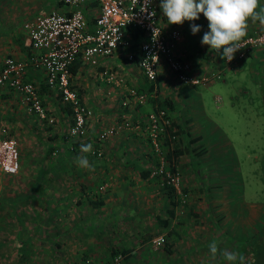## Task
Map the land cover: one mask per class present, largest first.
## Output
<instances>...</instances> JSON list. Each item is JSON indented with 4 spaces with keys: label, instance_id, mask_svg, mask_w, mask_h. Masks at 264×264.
Instances as JSON below:
<instances>
[{
    "label": "rangeland",
    "instance_id": "obj_1",
    "mask_svg": "<svg viewBox=\"0 0 264 264\" xmlns=\"http://www.w3.org/2000/svg\"><path fill=\"white\" fill-rule=\"evenodd\" d=\"M35 1L21 0L18 4L30 5ZM12 2L17 3V0ZM42 2L37 0L36 6ZM54 3L53 7L56 0ZM189 31L190 28L185 32L186 40L193 39ZM203 35L201 32L197 37L202 38ZM196 51L200 54L201 50ZM212 53L209 61L217 62L219 52L212 50ZM88 68L85 67L83 73L99 71L95 65H89ZM115 71L123 77L121 70ZM193 89L196 95L191 103L199 110L200 128L190 130V134L192 137L199 134L201 143L195 142L194 145L191 142L189 148L184 149L189 136L178 133V146L182 152L170 155L169 161L176 163L185 195L180 197L173 189L169 195L162 191L163 205L157 212L165 220L164 225L151 214L140 219L131 216V210L123 208L127 222L120 218L121 211H116V215L113 212L110 222H107L110 226L107 235L113 234L110 240L100 241L96 238L97 241L88 242L94 246L92 250L97 252L96 256L92 252L82 251L81 246L74 251L76 246L72 247L71 244L76 245L78 240L69 242V246L66 245L68 249L65 246L62 248L60 241L49 240L46 254L42 252L48 256L47 260L44 261L41 256L32 258L29 264H86L88 257L104 260L109 257L111 250L123 246L130 248L132 253L121 264H207L210 258L208 245L212 241H216L220 249L236 252L235 245L242 237L256 230L263 212L264 64H253L252 72L248 59L234 70L222 67L217 78L207 85H196ZM5 109V105L0 106V135L13 137L19 153V167L15 173L0 170V264H12L23 253H14V244L6 238L5 241L2 239L4 234L13 233L14 229L28 228L15 225L14 218L19 222L21 216H28L29 207L24 205L27 198L23 195L34 175L40 169L43 176L47 170L46 177H42L43 183L47 181L48 184L60 185L63 176L59 166L56 165L58 170L53 173H48V169L54 167L48 166L56 163L61 155L72 154L75 150L68 151L59 141L58 153L48 155L50 146L54 144L46 137L47 129L44 126L28 129L26 121L25 125L19 127ZM162 148L166 151V147ZM87 155L92 161L97 159L91 154ZM153 159L151 155L148 164L143 162L142 166L147 169L154 163ZM94 179H97L96 174L91 178ZM159 193L153 195L158 205L161 203V199H157ZM90 195L96 196V193L90 191ZM44 197L40 195V199L44 200ZM49 198L48 194V219L52 220L48 223V229H54L65 216L55 210V204ZM32 212L34 214V210ZM129 214L131 217H128ZM70 220L73 222L72 227L76 226V214ZM102 236L106 237V234H100ZM157 236H162L163 241H154ZM211 264L228 262L218 254Z\"/></svg>",
    "mask_w": 264,
    "mask_h": 264
},
{
    "label": "crops",
    "instance_id": "obj_2",
    "mask_svg": "<svg viewBox=\"0 0 264 264\" xmlns=\"http://www.w3.org/2000/svg\"><path fill=\"white\" fill-rule=\"evenodd\" d=\"M12 1L0 0V63L7 55L23 58L28 54V29L23 26L25 20L49 10L55 4L54 0H41L43 2L40 6H36L37 0L30 5H19L18 1L21 0H17V3ZM259 4L264 7V0H259ZM159 5L160 0L158 1ZM55 6H58L57 2ZM80 8L88 24H91L97 11L95 3L84 2L80 5ZM159 19L165 28L174 26L180 30V37L176 43L178 55L191 60L193 65L200 71L215 64H220L221 50L217 62L209 61L213 55L212 50L210 46L201 43L202 38L197 37V34L201 32L204 34L209 30L208 21L203 14H200L197 20H186L180 25L168 24L167 18L161 12L159 13ZM193 24L199 25L200 31L195 35L193 34V39L186 40L185 32L188 28L191 31V25ZM254 30L264 31V25H261L259 21L253 23L249 20L247 34L252 33ZM138 39L134 36L133 42H137ZM198 49L201 50L200 54L196 51ZM247 59L252 72L253 64L257 62L264 64V49L258 48L252 51L232 70L246 63ZM88 66L84 63V65L77 68L71 77V82L75 86L77 85L76 87L80 90L83 103L91 110V114L85 122V133L79 137H67L66 141H68V138L78 139L76 140L78 142L75 152L61 155L59 163H50L48 166L54 167L53 169L49 168L48 173L57 171L56 165L59 166L61 176H63V182L60 185L37 186L34 190L31 187L32 192L37 193L34 197H31L29 187L27 188L28 190L25 193L27 195L30 193V196L24 201V205L29 207L28 216H21L19 222L14 218V224H18L19 227L28 226V228L14 229L13 233L4 234L2 239L5 241L6 238L7 241L14 244V253H23L19 258H15L12 264H29L32 258L41 256L46 261L48 256H45V251L49 248V240L62 242V248L63 246L66 247L69 242L78 240L76 245L71 244L72 247L76 246L73 249L74 251L81 246L82 251L92 252L96 256L97 252L92 250L94 246H91L88 242H94L97 239L100 241L110 240L113 234L107 235V231L110 229L107 222H110L113 212L116 215V211H121L120 218H124V222H127L123 208L131 210L132 215L129 214L128 217L136 216L141 219V217H148L151 214L161 223L162 219L157 210L163 205L162 191H165V189L161 187L157 178L151 177L149 174L145 175L146 168L143 167L144 165L142 166L143 162L147 163L149 159L151 160L150 152L147 149L149 143L145 137V115L154 107L159 106V98L164 97L169 102L165 108L172 125L180 126V128L189 132V138L192 137L190 130L200 128L199 110H196L191 103L196 95L195 89H193L196 85L179 83L165 66L162 65L159 68L157 84L151 91H148L147 100L143 103H135L133 100L127 99V87L135 86L140 89H147L148 83L137 66L136 60L126 58L124 48H118L110 55L100 56L98 63L95 65L99 70L97 73H83L84 68H88ZM108 69L121 70L123 83L115 85L107 82L99 72ZM79 73L82 74L79 75ZM24 77L35 84L47 116L52 118V121L48 122L46 119L38 118L34 113L29 112L22 103L19 94L8 87L0 88V106L5 105V110L12 115L15 125L21 127L25 125L26 121L28 129H32L33 126H44L47 129L46 137L48 139L53 143L61 141V134L63 132L67 133L69 126L70 112L68 107L60 99L56 88L45 83L43 71L28 68ZM216 97L219 98V96ZM123 99H127L125 106L121 104ZM122 116L132 120L130 127L122 128L102 141L97 139V134L101 129L121 119ZM196 135L199 136V134L193 136ZM199 141L200 138L192 143ZM89 143L92 146H99L103 151L102 155L95 156L97 159L93 161L89 159L88 153H82L80 150L82 144ZM105 152L107 156L104 157ZM81 155L87 156L94 171L80 168L76 164V158ZM45 173H47V170ZM94 174H96L97 179L93 181L91 178ZM103 179H105L104 183L107 186L97 198L99 205L92 206L89 204V199H93L90 191ZM157 193L160 194L157 199H161L159 205L155 201L156 197H153ZM40 194H46L44 200L40 199ZM48 194L50 196L49 200H52L55 204V210L65 216L54 229L50 227L48 229V225H50L48 223L52 221L48 219ZM32 210H34V214ZM63 212H66V214H63ZM75 214L76 220L74 223H76V226L72 227L73 222L70 217ZM71 222L72 224H70ZM100 234H106V237L102 236L101 238ZM101 248L103 247L101 246ZM42 252L45 254H42Z\"/></svg>",
    "mask_w": 264,
    "mask_h": 264
},
{
    "label": "built area",
    "instance_id": "obj_3",
    "mask_svg": "<svg viewBox=\"0 0 264 264\" xmlns=\"http://www.w3.org/2000/svg\"><path fill=\"white\" fill-rule=\"evenodd\" d=\"M159 0H56L54 6L43 13L25 21L23 26L28 29L29 52L23 58L11 55L5 56L0 63V88L8 87L15 90L26 109L38 118L48 122L47 116L35 84L25 79L28 68L40 69L44 73L45 83L56 88L61 100L70 109L71 122L67 134L79 137L85 133V122L91 110L80 100L69 78L68 65L74 57L88 65H96L100 56L110 55L118 48L125 49V56L132 60L138 55L136 64L143 76L154 82L159 68L163 65L172 73L175 80L184 85H206L217 78L222 67L233 69L248 55L249 52L264 48V31L254 30L246 34L242 40L243 47L229 62L222 58L220 64L208 69L199 70L192 62L181 57L176 52V43L180 37L177 27L163 26L159 19ZM84 2H94L97 11L91 24L86 21L80 5ZM60 4V5H59ZM62 6V7H59ZM133 33V34H132ZM134 36L139 38L134 41ZM107 82L115 85L123 83V77L113 70H101ZM149 92L135 86L126 89L127 99L135 103H143ZM127 99L121 101L122 106ZM132 120L122 116L121 119L101 129L98 140H104L122 128H128ZM171 122L167 110L156 106L146 113L145 136L156 161L149 168V176L157 178L159 183L167 184L179 194L182 192L181 176L177 167H168V161L161 149L163 134L172 139L176 134L168 128ZM93 152V150H92ZM102 150H96L99 155ZM19 167V153L16 140L9 135H0V170L15 173ZM105 183L97 186L103 190ZM154 241H163L157 236ZM119 253L109 260H96L86 264H120Z\"/></svg>",
    "mask_w": 264,
    "mask_h": 264
},
{
    "label": "clouds",
    "instance_id": "obj_4",
    "mask_svg": "<svg viewBox=\"0 0 264 264\" xmlns=\"http://www.w3.org/2000/svg\"><path fill=\"white\" fill-rule=\"evenodd\" d=\"M159 7L170 25H180L186 20L194 21L203 14L208 21L209 30L204 33L201 43L217 52L223 48L222 58L229 62L243 47L242 40L247 34L248 21H259L264 25V7L260 6L259 0H160ZM191 31L195 35L200 31V26L191 25ZM80 150L82 153H89L92 151V144H82ZM76 164L80 168L94 171L87 156H78ZM208 248L210 258L207 264L215 261L218 254L228 264H235L238 259H242L236 252L220 249L216 241H212Z\"/></svg>",
    "mask_w": 264,
    "mask_h": 264
},
{
    "label": "trees",
    "instance_id": "obj_5",
    "mask_svg": "<svg viewBox=\"0 0 264 264\" xmlns=\"http://www.w3.org/2000/svg\"><path fill=\"white\" fill-rule=\"evenodd\" d=\"M250 53L251 52H249L248 55ZM137 57H138L137 54L134 55L133 60L134 59L136 60ZM192 64H193V62H192ZM81 65H84V62L80 59L79 55H77L76 57H74V59L72 60V62L68 65V70H69V75H70L69 76L70 81H71L72 74L75 73V71L77 70V68L80 67ZM157 77H158V75L154 79V82L149 81V80L146 79L147 80V83H148V86H147V89L148 90L147 89H144V90L151 91L152 88L155 86V84H157V79H158ZM72 85L74 86V88H75V90L77 92V95L79 96L78 97L79 100L83 103V101L81 99V96H80V90L73 83H72ZM58 94H59V92H58ZM59 97L61 99L60 94H59ZM146 100H147V98H146ZM158 103H159V106H163V107H165L167 104H169L168 100L166 98H164V97H160L159 100H158ZM65 105L67 106V104H65ZM68 109H69V107H68ZM69 112H70V109H69ZM167 116H168V114H167ZM168 118H169V116H168ZM71 121L72 120H71V113H70L69 125H70V122ZM145 124H146V115H145V119H144V125ZM168 130L170 132L175 133L176 134V137H174L172 139H169V138H167L166 135L163 134L162 143H161L162 144L161 145V149H163L162 148L163 146L166 147L165 148L166 151H163V153H164L165 158L168 161V164H169L168 167H171L172 168V167H175L176 166V163L173 160L169 161L171 159V156L170 155L173 154L175 156V155H178L179 153L182 152V149L178 146V133L182 132L187 137L189 136L188 135L189 133L185 129L180 128V126H176L175 124L174 125L171 124L170 127L168 128ZM69 136L70 135H68L66 132H63L61 134V137L60 138L62 139L61 140V144H64L66 146L67 150L69 149L68 151L71 152V151H74L76 149V145H77V142H78L76 140H78V139H76V140L72 139L70 141H66L67 140V137H69ZM70 137H73V136H70ZM199 138L200 137L198 135L193 136L191 138H188V140H186L185 143H184V146H183L184 149L189 148L190 143L193 142V141L198 140ZM68 139H71V138H68ZM50 142H52V141H50ZM147 142L149 143L148 140H147ZM58 143L59 142L53 143L54 145L53 146H50V148L48 150V155H50L51 153L53 155H55V154L58 153V151H59L58 148H57V147H59V144ZM149 147H150L149 148L150 158H151V155H153V158H154L153 159V162H155L156 159H157V156L152 151L151 146H150V143H149ZM53 148H55V149H53ZM99 148H100L99 146L96 147V145L95 146L93 145L92 146L93 152L91 151L88 154H91V155H94V156H101L102 153L99 154V155L96 154V150L99 149ZM59 158L56 160V163H59L60 162V159ZM150 166L148 167L147 170H145L146 171L145 172V175H148L149 174V168H150ZM45 172H46V170L44 171V175L42 176V174H40L41 172H40V169H39L38 170V173L34 175L33 180H32V182H31V184L29 186V192L31 193V194L30 193L29 194L32 195L31 197H34L35 195H37V193L35 194L34 191L32 192V190H34V188H37V186H43V185L44 186H48V185L54 184V183L48 184L47 181H45L46 183L45 182L43 183V178L42 177L45 176V174H46ZM103 180H105V179H103ZM104 182H102V181L98 182L95 185V188L91 190V193L92 192H93V194L96 193V196H91V198H93V199H89V204L90 205H92V206L99 205V201H98L97 198H99V194H100V192H102V190L97 189V186L100 185V184H103ZM54 185H56V184H54ZM106 186L107 185H105V187ZM31 187H32V190H31ZM161 187L165 189V192L167 193V195H169L170 192L172 191L171 186H169L167 184H162ZM29 194L27 195V193H25V195H23V197L24 198H28L30 196ZM170 203L172 204L173 201L170 202ZM169 213L171 214V211ZM162 222L164 224L165 223V220H162L161 223ZM235 246H236V253H238L239 256L242 257V259H238L235 262V264H264V202H263V212H262L261 219H260V221H259V223L257 225L256 230L254 232H251V233L247 234L246 236L242 237L241 240ZM110 253L111 254L109 255V257L106 258V259H104V260H109V258H111V256L119 253L121 255V260H120V264H121L122 260L123 259H127L131 255L132 252H131V249L130 248H128L126 246H123V248H116V249L111 250ZM88 260H89V262H92V261H96L98 259L94 260V258L88 257Z\"/></svg>",
    "mask_w": 264,
    "mask_h": 264
}]
</instances>
